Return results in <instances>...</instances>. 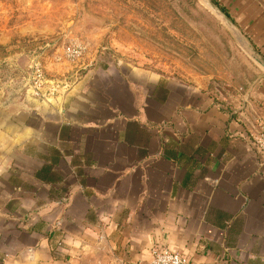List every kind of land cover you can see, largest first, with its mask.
<instances>
[{
  "label": "crops",
  "instance_id": "obj_1",
  "mask_svg": "<svg viewBox=\"0 0 264 264\" xmlns=\"http://www.w3.org/2000/svg\"><path fill=\"white\" fill-rule=\"evenodd\" d=\"M264 60V0H212ZM251 64V63H250ZM252 65H250L251 67ZM155 65L96 67L0 124V264H264V72L212 88Z\"/></svg>",
  "mask_w": 264,
  "mask_h": 264
},
{
  "label": "rangeland",
  "instance_id": "obj_2",
  "mask_svg": "<svg viewBox=\"0 0 264 264\" xmlns=\"http://www.w3.org/2000/svg\"><path fill=\"white\" fill-rule=\"evenodd\" d=\"M123 62L155 65L165 78L201 74L220 89L261 70L199 0H0V124Z\"/></svg>",
  "mask_w": 264,
  "mask_h": 264
},
{
  "label": "built area",
  "instance_id": "obj_3",
  "mask_svg": "<svg viewBox=\"0 0 264 264\" xmlns=\"http://www.w3.org/2000/svg\"><path fill=\"white\" fill-rule=\"evenodd\" d=\"M79 47L71 49V55L81 54ZM70 51V50H69ZM256 132L252 137V145L255 152L264 158V119L255 121ZM150 259L147 263L135 262L133 264H197L192 262L187 256L169 251L163 247H155L149 251Z\"/></svg>",
  "mask_w": 264,
  "mask_h": 264
},
{
  "label": "water",
  "instance_id": "obj_4",
  "mask_svg": "<svg viewBox=\"0 0 264 264\" xmlns=\"http://www.w3.org/2000/svg\"><path fill=\"white\" fill-rule=\"evenodd\" d=\"M199 1L225 26L229 33L239 41L245 55L264 72V60L255 52L231 19L215 5L212 0ZM241 39L244 40V42Z\"/></svg>",
  "mask_w": 264,
  "mask_h": 264
}]
</instances>
